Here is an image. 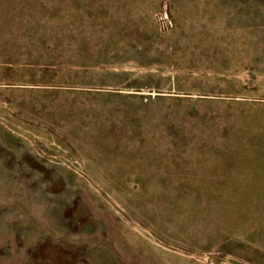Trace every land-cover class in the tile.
<instances>
[{
    "label": "rangeland",
    "instance_id": "374dc122",
    "mask_svg": "<svg viewBox=\"0 0 264 264\" xmlns=\"http://www.w3.org/2000/svg\"><path fill=\"white\" fill-rule=\"evenodd\" d=\"M0 264H264V0H0Z\"/></svg>",
    "mask_w": 264,
    "mask_h": 264
}]
</instances>
